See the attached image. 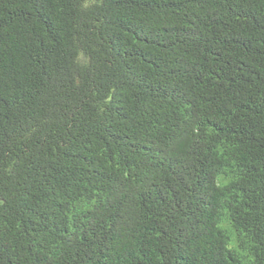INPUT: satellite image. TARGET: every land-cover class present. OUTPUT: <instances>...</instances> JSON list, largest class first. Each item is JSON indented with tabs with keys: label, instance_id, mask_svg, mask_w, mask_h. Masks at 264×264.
<instances>
[{
	"label": "trees",
	"instance_id": "trees-1",
	"mask_svg": "<svg viewBox=\"0 0 264 264\" xmlns=\"http://www.w3.org/2000/svg\"><path fill=\"white\" fill-rule=\"evenodd\" d=\"M0 264H264V0H0Z\"/></svg>",
	"mask_w": 264,
	"mask_h": 264
}]
</instances>
